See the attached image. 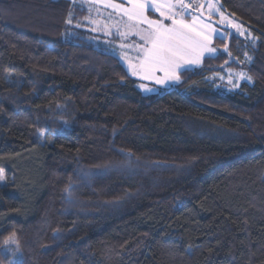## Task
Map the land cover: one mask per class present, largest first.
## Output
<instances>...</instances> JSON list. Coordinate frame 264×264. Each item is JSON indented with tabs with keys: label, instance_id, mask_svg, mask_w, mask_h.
Returning a JSON list of instances; mask_svg holds the SVG:
<instances>
[{
	"label": "trees",
	"instance_id": "obj_1",
	"mask_svg": "<svg viewBox=\"0 0 264 264\" xmlns=\"http://www.w3.org/2000/svg\"><path fill=\"white\" fill-rule=\"evenodd\" d=\"M221 5L255 37L253 82L209 81L232 35L145 94L70 0H0V264H264V0Z\"/></svg>",
	"mask_w": 264,
	"mask_h": 264
},
{
	"label": "rangeland",
	"instance_id": "obj_2",
	"mask_svg": "<svg viewBox=\"0 0 264 264\" xmlns=\"http://www.w3.org/2000/svg\"><path fill=\"white\" fill-rule=\"evenodd\" d=\"M74 7L85 10L86 14L84 17L79 19L78 23L72 22L73 13H71L69 20H71V26L73 30L77 33L84 35V38L93 43L96 47L103 49L108 53H112L119 58L121 63L126 68L129 75L134 78L139 89L145 94H154V93H163L168 89L178 86L182 83V73L186 70H192L194 72L201 71L205 65L204 60L206 57L216 56L222 53V51H227V45L224 46V41H228L232 35L241 38L242 44L239 46L240 56H235L233 53H227L228 59L219 67L215 68L218 71L211 74L209 81L213 83L214 89L222 93H230L240 89V86L246 83H252L246 78L240 79L236 73L244 72L250 76L248 68L253 61V49L255 47V39L252 31L244 26L236 17L229 16L228 13L224 12L220 7L218 1L213 0L217 7H220V11L228 17V20L223 24L220 23V16L216 13L212 15V21L215 23L212 24V27L217 29V32H222L223 35L219 36L217 34L212 35L211 43L209 47L215 48V53H205L201 59L200 64H189L185 65L183 69L180 70L179 74L181 77L180 83H170L167 85H157L155 81H146L141 78L139 75H132V65L138 64V57L141 54L136 49L137 44L143 43L140 40L137 33L143 32V30L148 28L147 24H144L140 19L129 20L128 16L120 9L114 8L112 5L122 4L124 7H131V5L126 3V0H70ZM201 0H199V3ZM204 4V9L202 14L196 11L197 6L187 9L192 11L191 14L185 11L184 19L188 22L192 21L193 16H197V23L204 22L208 16L207 4L208 0H202ZM198 3V4H199ZM176 11L179 12V7L176 8ZM161 12H165L170 15L166 7H161L160 11H155L154 9H149L146 12V16L151 20H161L164 24L170 25L171 20L167 19L165 16H161ZM179 18V17H177ZM211 23V21H208ZM239 24L241 28L239 30L231 27V24ZM131 26V27H129ZM73 32L67 33L69 38H73L75 35ZM125 33L126 35H121ZM243 33V34H241ZM123 45V47H121ZM227 62V63H226ZM157 75H162V73H157ZM231 75V83H229V76ZM141 84L146 85L148 88L152 89L151 91H145L140 87ZM238 84V87H233V85ZM5 183V181L1 182ZM11 248L16 249L15 244H8L4 248V252L12 257V261L15 263L18 262L20 258V251L16 252V255L13 256L12 253L8 251ZM12 262V263H13Z\"/></svg>",
	"mask_w": 264,
	"mask_h": 264
},
{
	"label": "snow or ice",
	"instance_id": "obj_3",
	"mask_svg": "<svg viewBox=\"0 0 264 264\" xmlns=\"http://www.w3.org/2000/svg\"><path fill=\"white\" fill-rule=\"evenodd\" d=\"M126 3L131 5V7H124L122 4L112 6L120 9L122 13L128 16L129 20L140 19L144 24L148 25V28L143 30V32L137 33L143 43L135 46L141 56L138 57L139 63L131 66L132 75H139L146 81H155L157 85L180 83L181 77L179 72L185 65L200 64L205 53H215L216 49L209 47L212 35L215 33L222 36L223 33L217 32V29L212 27V24L215 23L211 19L212 15L213 13L218 14L221 24L228 20V17L220 11L222 5L217 7L213 0H208V16L201 23H197V16H193L191 22L183 18L185 11L192 8V4L185 3V0H126ZM161 7H166L170 13V15L165 12L160 13L161 16H165L171 20L170 25L164 24L161 20H151L146 16V12L150 8L160 11ZM177 7L180 9L179 12L176 11ZM203 9L204 4L201 0L196 11L202 14ZM234 15V13L229 14V16ZM208 21H211V23ZM67 23L71 24L72 22L69 20ZM231 27L239 30L241 25L232 23ZM121 35L126 34L122 33ZM157 73H162V75H157ZM236 75L240 79L246 78L248 81L252 80V77L244 72L236 73ZM229 83H231V75L229 76ZM238 86V84L233 85V87ZM140 87L145 91L152 90L144 84H141ZM119 151L127 157L128 163L118 166L130 167L133 153L131 151ZM3 181H5V174L4 170L0 169V182ZM65 191L71 197V191L69 189H65ZM5 244L16 245L15 250L8 249L15 256L19 250L16 234L13 233L9 240L5 241Z\"/></svg>",
	"mask_w": 264,
	"mask_h": 264
},
{
	"label": "built area",
	"instance_id": "obj_4",
	"mask_svg": "<svg viewBox=\"0 0 264 264\" xmlns=\"http://www.w3.org/2000/svg\"><path fill=\"white\" fill-rule=\"evenodd\" d=\"M185 3H190V4H192V8H193V7H195V6L198 5L199 0H185ZM187 12H188L189 14L192 13V11H188V10H187Z\"/></svg>",
	"mask_w": 264,
	"mask_h": 264
},
{
	"label": "water",
	"instance_id": "obj_5",
	"mask_svg": "<svg viewBox=\"0 0 264 264\" xmlns=\"http://www.w3.org/2000/svg\"><path fill=\"white\" fill-rule=\"evenodd\" d=\"M216 1H218V2H219V4H220V0H216Z\"/></svg>",
	"mask_w": 264,
	"mask_h": 264
},
{
	"label": "crops",
	"instance_id": "obj_6",
	"mask_svg": "<svg viewBox=\"0 0 264 264\" xmlns=\"http://www.w3.org/2000/svg\"><path fill=\"white\" fill-rule=\"evenodd\" d=\"M207 1V0H206ZM202 12H203V10H202Z\"/></svg>",
	"mask_w": 264,
	"mask_h": 264
}]
</instances>
